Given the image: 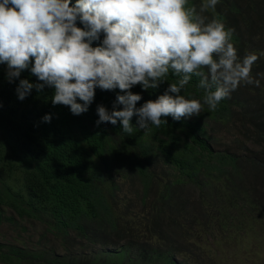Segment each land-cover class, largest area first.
I'll use <instances>...</instances> for the list:
<instances>
[{"label":"trees","instance_id":"obj_1","mask_svg":"<svg viewBox=\"0 0 264 264\" xmlns=\"http://www.w3.org/2000/svg\"><path fill=\"white\" fill-rule=\"evenodd\" d=\"M230 10L241 12L239 1ZM229 13L217 8L228 27ZM6 74L0 64V226L15 223L9 211L39 221L63 251L0 243V264H264V101L226 99L215 111L205 105L195 118L168 117L129 136L119 122L96 125L97 105L111 110L119 89L97 88L88 111L75 116L53 106L48 87L20 101L19 80L9 83ZM20 78L38 83L30 70ZM197 83L193 77L181 94L202 99ZM167 87L131 91L142 96L139 107ZM209 124L241 139L217 135L216 150ZM160 162L167 171L156 174ZM118 178L140 182L138 205L118 198ZM73 239L90 247L73 251Z\"/></svg>","mask_w":264,"mask_h":264},{"label":"clouds","instance_id":"obj_2","mask_svg":"<svg viewBox=\"0 0 264 264\" xmlns=\"http://www.w3.org/2000/svg\"><path fill=\"white\" fill-rule=\"evenodd\" d=\"M218 3L0 0V64L7 65L9 83L19 80L15 93L20 101L33 89L39 93L48 87L54 90L53 106H67L75 116L88 111L97 88L119 89L122 94L111 110L97 105L96 125L119 122L129 136L147 132L167 124L168 117L180 121L199 116L205 105L215 111L241 86L260 87L264 73L254 75L252 70L264 53L239 54L234 29L207 15ZM101 35L100 46L93 47ZM26 70L38 83L20 78ZM170 77L174 82L169 83ZM193 77L202 99L181 94ZM165 81L164 94L137 106L142 96L131 91L134 86L147 91ZM43 121L50 122L51 115Z\"/></svg>","mask_w":264,"mask_h":264},{"label":"rangeland","instance_id":"obj_3","mask_svg":"<svg viewBox=\"0 0 264 264\" xmlns=\"http://www.w3.org/2000/svg\"><path fill=\"white\" fill-rule=\"evenodd\" d=\"M238 1L241 5V12H233L230 8L233 4H238ZM201 0H193L197 6H199ZM227 9H224L226 8ZM217 8L219 11H229L232 17L228 18L231 25L235 26V32L238 29V33L243 35L242 39H238V36H233V42L235 47L239 50V54L243 56L246 52H255L256 54L264 53V0H225V2L220 1L219 5L215 7L214 10H209L207 15L210 18H217L223 22L221 17L217 15ZM220 17V18H219ZM227 26V22H224ZM228 27V26H227ZM237 28V29H236ZM253 74L264 73V56H260V59L253 66ZM259 78V77H258ZM235 97L240 102H243L244 105L250 107L254 102L264 101V79L260 80V87L254 85L241 86L236 91L232 92L229 99L235 101ZM238 112H242L237 108ZM239 115V116H238ZM238 115L235 117V122H238L240 118H243ZM197 116H193L195 118ZM209 129H211L210 134L214 137V148L217 150V135L222 136L223 139H234V135L237 134L235 131H231L230 134L223 131L221 128H217V124H209ZM236 138H240L237 134ZM241 139V138H240ZM228 145H232L231 142H227ZM240 152V148H235ZM154 171L156 174H161L162 172L167 171L165 163L160 162L154 166ZM133 178V177H132ZM117 179V196L122 199L125 198L132 205L138 202L139 195H141V185L137 179ZM163 179L162 177H160ZM165 180L163 179V184ZM111 191H108L107 194L110 196ZM155 195V190H151L150 196ZM118 200V199H117ZM138 205V203H137ZM8 216L12 217L15 220V223L5 222L0 226V243L5 245H19L28 250H40L45 249L52 253H60L63 251V247L60 241H57L52 234L47 233L45 226L39 221L34 220H21L17 215L12 212H8ZM90 247V244L81 243L78 245V242L74 239L72 245L68 248L77 250H87Z\"/></svg>","mask_w":264,"mask_h":264}]
</instances>
